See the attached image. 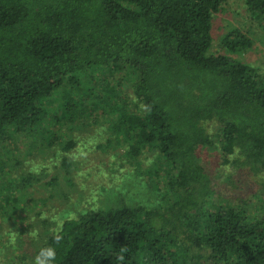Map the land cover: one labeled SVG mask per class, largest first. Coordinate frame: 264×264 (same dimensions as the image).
<instances>
[{"label":"trees","instance_id":"1","mask_svg":"<svg viewBox=\"0 0 264 264\" xmlns=\"http://www.w3.org/2000/svg\"><path fill=\"white\" fill-rule=\"evenodd\" d=\"M224 1L0 0L4 206L14 199L1 181L12 142L28 134L34 145L69 150L70 130H80L86 123L79 118L95 108L107 113L128 157L153 151L144 171L162 185L153 205L121 202L66 214L29 259L21 253L22 264H35L48 247L56 253L52 264H264V71L228 54L251 44L238 28L220 36L225 52L211 50L212 14ZM244 3L264 19V0ZM113 66L129 72L139 107L88 86L94 71ZM83 80L85 91L76 95ZM201 147L218 149L221 164L253 175V191L220 203ZM34 176L27 171L14 186L25 188Z\"/></svg>","mask_w":264,"mask_h":264},{"label":"rangeland","instance_id":"2","mask_svg":"<svg viewBox=\"0 0 264 264\" xmlns=\"http://www.w3.org/2000/svg\"><path fill=\"white\" fill-rule=\"evenodd\" d=\"M230 28L242 31L250 38L251 44L228 54L263 72L264 19L250 13L244 0L224 1L211 18L212 51L225 52L218 41ZM130 77L124 67H102L93 72L88 86L98 93L108 92V96L113 93L115 99L121 97L129 101L126 107L135 109L139 106L131 90ZM84 83L83 80L76 95L85 91ZM57 95L59 92L47 103L53 105ZM93 111L97 115L92 112L79 118L86 123L80 130L64 128L63 136H68L70 130L75 138V145L69 150H63L58 144L49 148L34 145L32 136L28 134L21 135L10 145L11 154L7 165H4L1 181L5 185V193L14 199L7 200L5 206L0 199V264H22L25 258L20 261L18 257L23 252L29 259L46 233L55 229L66 214L121 202L153 205L160 201L161 177L153 179L144 171L154 162L153 151L145 148L137 159L128 157L120 135L107 127V113H102L99 108ZM213 128L209 127V131L213 132ZM211 138L213 141L217 139L213 135ZM63 155L66 159L62 161ZM200 156L215 181V195L222 204L237 195H249L258 184L246 170L240 172L221 164L216 148L201 147ZM161 165H157V171L164 175L166 169ZM27 171L38 179L31 177L25 188L15 187L14 184L18 185V179ZM13 202L14 207L9 209L7 205Z\"/></svg>","mask_w":264,"mask_h":264},{"label":"clouds","instance_id":"3","mask_svg":"<svg viewBox=\"0 0 264 264\" xmlns=\"http://www.w3.org/2000/svg\"><path fill=\"white\" fill-rule=\"evenodd\" d=\"M60 238L57 237V240ZM41 254L45 258H42ZM56 253L55 250L51 247L44 248L40 250V253L37 254L35 258V264H52V261L55 259Z\"/></svg>","mask_w":264,"mask_h":264}]
</instances>
